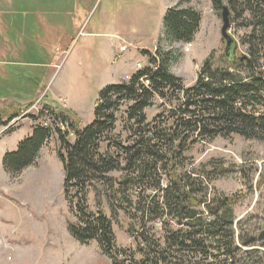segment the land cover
<instances>
[{"label": "trees", "instance_id": "obj_1", "mask_svg": "<svg viewBox=\"0 0 264 264\" xmlns=\"http://www.w3.org/2000/svg\"><path fill=\"white\" fill-rule=\"evenodd\" d=\"M0 1L4 17L13 16L17 27L27 30L33 28L36 12L67 15L73 5V0ZM211 2L218 11L228 5L234 11H248L253 17L249 55L238 57L232 53L227 59L233 68L217 65L211 54L201 65L195 82L187 86L171 70L172 51L160 46L155 53L143 50L150 65L122 83L103 88L95 105V119L89 125L80 127L70 110L57 111L45 105L32 118L38 120L45 115L52 121L34 126L17 150L4 155L3 166L15 178L35 164L42 148L57 134V154L65 173L64 194L76 217L75 222L69 223V231L81 244L97 241L102 254L113 264L263 262L259 254L264 255V232L258 238L238 234L233 198L217 192L211 197L212 172L186 168L185 152L200 141L232 134L264 141V112L259 110L264 109V71L255 53L256 45L264 43V0ZM183 4L180 1L168 9L164 37L190 43L199 30L202 15ZM43 48L35 43L25 53L31 59L24 56L23 62L46 64L49 58ZM30 70L33 69L28 65H18L8 82L20 89L19 84L27 83L32 75L27 72ZM44 74L41 72V79H34L41 80L35 83L37 87ZM156 98L161 100V111L148 121L146 109L154 105ZM127 103L124 130L128 137L123 143L111 135L122 106ZM61 125L68 129L63 130ZM70 131L76 136L72 143L68 140ZM104 142H108L106 151L101 150ZM117 171L122 172L121 178L113 175ZM90 189L95 190L98 201L106 196L113 217L121 209L128 212L132 220L128 232L137 243L140 260L131 249L117 245L112 219L100 209L95 212L89 208ZM156 223L161 224L160 236Z\"/></svg>", "mask_w": 264, "mask_h": 264}, {"label": "rangeland", "instance_id": "obj_2", "mask_svg": "<svg viewBox=\"0 0 264 264\" xmlns=\"http://www.w3.org/2000/svg\"><path fill=\"white\" fill-rule=\"evenodd\" d=\"M180 1L202 15L199 30L190 43L169 41L162 36L168 9ZM69 9L72 12L67 15L36 12L31 30L18 28L13 16L6 24L8 17L0 12V264H113L102 254L97 241L81 244L69 231L68 225L76 217L64 194L65 173L57 154V134L42 148L35 164L17 177H11L3 166L4 155L17 150L34 126L52 121L45 115L38 120L32 118L45 105L57 111L70 110L80 127L89 125L95 119L100 91L149 66L148 55L142 51L155 53L158 46L172 51L171 70L187 86L195 82L201 65L211 54L217 65L234 67L225 56L221 11L214 8L211 0H73ZM230 11L229 33L237 45L234 54L248 56L253 17L241 9ZM35 43L44 47L49 60L42 65H28L33 70L27 72L32 75L27 83L19 84L21 90L16 89L17 84L8 80L18 64L12 65L8 55L13 52V59L25 61L26 50ZM257 45V62L264 71V43ZM41 72L45 74L37 87L35 83L41 80L34 79ZM18 77L14 76L15 82ZM160 103L156 98L154 105L146 109L148 121L161 111ZM128 105L122 106L111 135L123 143L128 137L124 130ZM61 128L68 129L64 125ZM75 137L70 131L68 140L75 142ZM107 146L108 142L102 143L101 150L106 151ZM185 155L187 169L212 172L211 197L217 192L233 198L237 233L244 238H258L264 232V141L238 134L218 136L194 144ZM113 175L121 178L122 172ZM88 206L95 212L102 210L112 219L117 245L131 249L140 260L137 243L128 232L132 221L128 212L121 209L113 217L109 200L103 195L98 201L94 189L89 191ZM155 228L162 235L161 224L156 223ZM259 255L264 264V255Z\"/></svg>", "mask_w": 264, "mask_h": 264}, {"label": "water", "instance_id": "obj_3", "mask_svg": "<svg viewBox=\"0 0 264 264\" xmlns=\"http://www.w3.org/2000/svg\"><path fill=\"white\" fill-rule=\"evenodd\" d=\"M221 36L225 40V55L230 57L232 53H235L237 45L235 39L230 35L229 29L231 26V11L228 5H224L221 11ZM230 55V56H229Z\"/></svg>", "mask_w": 264, "mask_h": 264}, {"label": "crops", "instance_id": "obj_4", "mask_svg": "<svg viewBox=\"0 0 264 264\" xmlns=\"http://www.w3.org/2000/svg\"><path fill=\"white\" fill-rule=\"evenodd\" d=\"M3 15V14H2ZM11 19H13V17H10ZM9 22V19H6V24ZM121 36V35H120ZM119 35H118V37H120ZM162 36H164V31H163V34H162ZM122 37H125V38H128L129 39V36H127V35H123ZM122 40V39H121ZM130 40V39H129ZM131 41V40H130ZM13 53V52H12ZM11 53V54H12ZM11 54L10 55H8V58H10V60H12V65H16V64H18V65H22V64H24V65H31V64H26V62H23V61H17L16 59H13V56H11ZM25 56V55H24ZM24 58V57H23ZM26 61V60H25ZM132 67H134L133 65H132ZM136 71V70H135ZM134 73V72H133ZM17 101H21V100H17ZM13 133V132H12Z\"/></svg>", "mask_w": 264, "mask_h": 264}]
</instances>
